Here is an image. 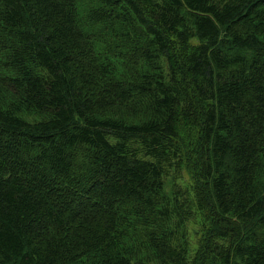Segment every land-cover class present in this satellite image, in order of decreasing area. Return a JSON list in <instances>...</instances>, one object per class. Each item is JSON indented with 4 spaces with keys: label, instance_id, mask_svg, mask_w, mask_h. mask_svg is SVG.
I'll use <instances>...</instances> for the list:
<instances>
[{
    "label": "trees",
    "instance_id": "obj_1",
    "mask_svg": "<svg viewBox=\"0 0 264 264\" xmlns=\"http://www.w3.org/2000/svg\"><path fill=\"white\" fill-rule=\"evenodd\" d=\"M0 264H264V0H0Z\"/></svg>",
    "mask_w": 264,
    "mask_h": 264
},
{
    "label": "rangeland",
    "instance_id": "obj_2",
    "mask_svg": "<svg viewBox=\"0 0 264 264\" xmlns=\"http://www.w3.org/2000/svg\"><path fill=\"white\" fill-rule=\"evenodd\" d=\"M173 177H176L175 182L179 184V186L184 187V188L187 187L190 192L193 179H192L191 173L187 169L183 168L179 173L177 172L170 173L165 178V181H166L165 189L169 190L171 188L172 190L171 185H172ZM186 226H187L186 229H187L188 239L190 241L191 248L193 249L195 247L197 239L199 238V227H198V224L194 220L188 221Z\"/></svg>",
    "mask_w": 264,
    "mask_h": 264
}]
</instances>
